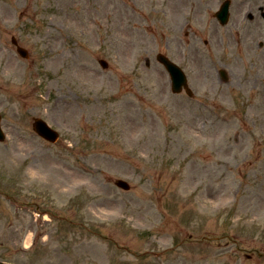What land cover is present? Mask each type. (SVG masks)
<instances>
[{"label": "rangeland", "instance_id": "obj_1", "mask_svg": "<svg viewBox=\"0 0 264 264\" xmlns=\"http://www.w3.org/2000/svg\"><path fill=\"white\" fill-rule=\"evenodd\" d=\"M233 3L222 31L260 24L239 48L176 36L191 17L173 0H0V264H264V19H248L264 0ZM160 52L194 99L172 93Z\"/></svg>", "mask_w": 264, "mask_h": 264}, {"label": "flooded vegetation", "instance_id": "obj_2", "mask_svg": "<svg viewBox=\"0 0 264 264\" xmlns=\"http://www.w3.org/2000/svg\"><path fill=\"white\" fill-rule=\"evenodd\" d=\"M176 1L177 0H173V4ZM230 3H231L230 4V8H232L233 7L232 5L234 4L233 0H230ZM208 5H209L208 0H182V6H180L181 9H182V12H181V14L179 16L177 15L178 14V8L170 6L171 16L172 17L174 16L176 21L180 20L181 18L183 20V17L186 16L187 11H189V13H187L188 14L187 16L191 17V20H188V22H184L185 19L183 20L182 24H180L181 26L177 27L175 29V32H176L175 35L177 36L181 32H185L186 36L190 35L194 41H202V42H204V44L207 47L210 46V43H209L208 39L204 38L205 35L210 36L213 41L214 40H221L220 38H222V41H225L226 39L228 41L231 38L232 34H236V36L239 37V38H241V35H242L243 36L242 40H237V37H235L239 45L235 41H230L231 43L234 42L236 44V48H239L240 45H242V42L244 41V39L245 40H247V39L248 40L249 39L252 40V38L256 37V34H260V30L258 28V25H260L259 23L258 24H254V25L248 23L247 26L240 28L241 16L237 20L236 24H235V22H233V24H232V29L235 31L234 33H231V35H230V33L226 32V31H222L220 25L226 26V25L229 24V22L226 25L221 24L219 22V20L216 18V12H215V14L213 16L214 20H210L211 18H209L208 13H207ZM247 7H249V6H247ZM259 7H260V10H258ZM252 9H253V6H251L249 8V11H248V12H250L248 14V19H249L250 22H254L255 21L257 23L259 16L264 19V6H254V9L257 11L255 14L252 12ZM247 10H248V8H247ZM231 17H232V12H231V15H230V19H231ZM230 19H229V21H230ZM194 22L196 24H194ZM234 24H235V28H234ZM197 27H199L201 29H199V28L197 29ZM244 28L246 29V35L242 34V31L244 30ZM236 32L238 33V35H237ZM188 45L186 44V47H187L186 48L187 49L186 53H187V55L190 56V60H191V58H197L196 56H197V53H198L199 50L196 49V47L194 45H192L191 42L188 43ZM230 45H228V48L231 50V46ZM221 48H222L221 42L218 41L216 49L218 50V49H221ZM211 49H213V46L211 47ZM222 51L220 50V52H221L220 56H219L220 62L221 63H226L227 65L230 64L231 61H227L226 60L227 58L225 57V55L229 54V53L226 50L225 51L222 50ZM241 53H243V52H241ZM248 53L251 54L250 52H247V54ZM243 54H246V53H243ZM210 56H211V54H210ZM237 57L239 58L240 56L236 52V58ZM222 70H225V71L222 72ZM217 72H218V80L220 82H223L224 84H228L230 82V76H229V73H228V71L226 69H222V68L220 70L217 69ZM204 75H205L204 79L206 80L207 79L206 72H204ZM234 77H235V75H234ZM255 78H257V77H255ZM215 80L217 81V78H215L214 81ZM248 83L250 84L251 87H249L247 85L245 87V89L248 92H252L253 89L256 88L254 79H250L248 81ZM237 86L239 87V89H243V83H239ZM216 90L217 91L219 90L220 93H214V94L221 101H224L223 100V99H225L224 97H226L228 95L227 92H230V89H228V90L216 89ZM214 94H212V95L214 96ZM233 100L235 102L236 101H242L241 99H233ZM213 104H216V103H213ZM217 104H219V103H217ZM239 104H242V102L239 103Z\"/></svg>", "mask_w": 264, "mask_h": 264}, {"label": "water", "instance_id": "obj_3", "mask_svg": "<svg viewBox=\"0 0 264 264\" xmlns=\"http://www.w3.org/2000/svg\"><path fill=\"white\" fill-rule=\"evenodd\" d=\"M224 9V8H223ZM227 15L226 9L223 11V13L220 15L222 18H225ZM14 44H17L16 40L14 39ZM18 53L24 57L28 58V52L21 48L18 47ZM159 60L165 65L167 70L169 71L171 78H172V87L174 92H181L183 87L187 89V93L191 95V91L187 87V80L186 77L184 76V73L175 65L173 64L169 59L166 57L159 56ZM101 64L104 67H107V64L104 62H101ZM34 129L35 131L43 138L46 140L55 143L59 139V134L53 130L45 121L42 119H36L34 123ZM5 134L2 130L1 127V115H0V142H3L5 140ZM116 185L124 190H130V185L124 181V180H118Z\"/></svg>", "mask_w": 264, "mask_h": 264}, {"label": "bare ground", "instance_id": "obj_4", "mask_svg": "<svg viewBox=\"0 0 264 264\" xmlns=\"http://www.w3.org/2000/svg\"><path fill=\"white\" fill-rule=\"evenodd\" d=\"M180 6H182V0H177L176 2H174V4H173V7H177L178 8V16L181 14V12H182V9H181V7ZM242 34L243 35H246V29L244 28V30L242 31Z\"/></svg>", "mask_w": 264, "mask_h": 264}]
</instances>
